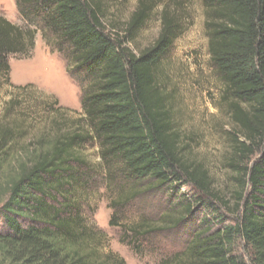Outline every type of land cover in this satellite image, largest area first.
<instances>
[{
  "label": "trees",
  "instance_id": "16d2710c",
  "mask_svg": "<svg viewBox=\"0 0 264 264\" xmlns=\"http://www.w3.org/2000/svg\"><path fill=\"white\" fill-rule=\"evenodd\" d=\"M16 1L29 25L0 14V76L9 80L10 56L32 52L38 28L72 63L71 78L84 88L83 115L67 117L68 109L52 106L55 131L22 146L27 120L9 119L18 104L10 100L8 120L0 123V180L11 161L19 168L0 188V264H127L103 250L107 235L88 223L76 196L94 144L128 181L116 199L120 208L153 191L168 192L167 205H174L183 186L192 188L191 197L155 219L124 225L141 243L192 223L184 248L166 251L160 264H264V0H196L232 121V208L184 134L164 83L165 58L188 29L195 0H137L125 21L115 15V0ZM154 19L158 36L137 51L132 45Z\"/></svg>",
  "mask_w": 264,
  "mask_h": 264
},
{
  "label": "rangeland",
  "instance_id": "374dc122",
  "mask_svg": "<svg viewBox=\"0 0 264 264\" xmlns=\"http://www.w3.org/2000/svg\"><path fill=\"white\" fill-rule=\"evenodd\" d=\"M114 2L116 9L120 6V10L114 8L116 17L125 21L135 9L137 0ZM189 11L192 17L188 29L165 58L164 83L174 95L179 124L184 134L191 137L195 154L209 168L225 199L232 201L238 191L235 175L226 162L230 155L228 131L232 121L222 99L223 85L212 66L202 4L193 1ZM0 14L15 24L29 25L21 16L16 0H0ZM36 29V45L32 52L26 56H10L9 80L0 76V123L8 120L9 102L17 97L18 104L8 116L10 120H27L24 126L28 129L20 143L22 146L44 132L51 133L56 115L53 109H68L65 112L67 117L83 115L84 88L71 78L72 63L57 51L53 42L46 41L42 30ZM159 30V21L152 20L132 47L137 51L146 48L154 42ZM27 84L34 86L23 92L16 88ZM86 153L90 170L78 184L76 196L88 223L95 224L106 233L107 240L102 241L104 251L113 250L124 257L127 264H160L166 251L184 248L190 238L192 223L183 229L153 233L141 243V239L124 231V225L137 223L143 217L155 219L183 196L191 197L193 190L190 186H183L174 205H167L168 192L153 191L141 194L127 208H120L116 199L122 190H128V181L116 172L115 165H106L97 144L88 146ZM18 163H9L0 180V188L5 189L8 179L17 173ZM231 205L232 208L233 201ZM218 213L223 215L227 211L223 208ZM111 219L118 225L111 226Z\"/></svg>",
  "mask_w": 264,
  "mask_h": 264
}]
</instances>
